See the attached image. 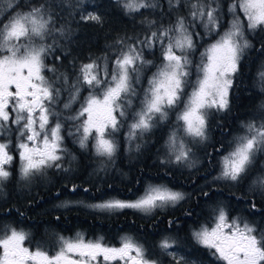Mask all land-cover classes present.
Here are the masks:
<instances>
[{"label":"snow or ice","instance_id":"6c2138e0","mask_svg":"<svg viewBox=\"0 0 264 264\" xmlns=\"http://www.w3.org/2000/svg\"><path fill=\"white\" fill-rule=\"evenodd\" d=\"M166 2L168 15L182 8L187 9L186 15L176 14L167 25L148 20L152 30L143 38H119V48L111 58L90 59L78 67L73 64L71 73L60 72L48 62L59 47L53 33L63 36L66 31L56 27V9L63 4L41 0L26 6V11H17L18 2L10 4L0 18V186L12 178L17 160L19 178L25 182L44 176L49 169L69 171L64 167L69 154L65 134L81 149L91 146L97 157L112 161L122 128L127 127L125 138L131 144L168 123L172 115L175 120L161 163L196 166L193 146L208 142L209 116L213 110L223 112L230 107L234 78L245 52L253 47L248 33L264 31V0H230L227 12L221 0ZM120 3L127 14L143 15L142 10L163 7L159 0ZM80 20L104 23L101 15L91 12L81 14ZM49 37H53L52 43ZM205 37L206 46L200 43ZM201 47L203 51H199ZM157 48L159 63L145 55L146 51L154 54ZM152 68L155 71L147 78V87L138 89L143 74ZM258 75L264 79V70ZM74 105L78 107L74 109ZM66 124L71 127L66 129ZM136 147L138 150L139 145ZM259 157H264V114L242 122L240 134L221 157L214 182L240 184ZM256 183L264 195V179ZM76 190L73 185L71 191ZM200 194L209 197L203 189ZM190 195L166 184H150L133 199L102 200L90 207L101 212L129 209L153 215L159 209L182 206ZM72 205L70 201L62 206ZM175 223L169 221L170 228ZM191 239L218 264H264V228L233 217L222 203H216L206 221L191 229ZM27 240L28 233L16 228L0 233V264H164L160 257L167 264H196L190 254L178 253L179 238L170 234L158 241L157 253L127 235L119 246L105 243L102 237L86 240L80 233L59 237L54 255L25 246Z\"/></svg>","mask_w":264,"mask_h":264},{"label":"flooded vegetation","instance_id":"af4514ba","mask_svg":"<svg viewBox=\"0 0 264 264\" xmlns=\"http://www.w3.org/2000/svg\"><path fill=\"white\" fill-rule=\"evenodd\" d=\"M66 143L65 138V146ZM164 159L165 154H161L146 164L140 156L136 160L139 169L135 171L129 169L126 155H115L112 161H107L94 152H73L64 159V167L69 171L49 169L44 176L30 182L19 178V162L14 161L12 178L0 186V233L8 228L22 230L28 233L25 246L39 247L49 255L56 253L59 237L72 238L77 233L83 234L86 240L102 237L105 243L114 246H119L122 237L132 236L152 253L158 252L156 245L161 237L170 234L179 238V254H190L196 264H218L207 249L191 239V229L206 221L216 203L225 205L233 217L264 228V217L249 203L241 202L239 194H235L237 188L231 186L233 196L230 197L226 194L230 187L225 182H214L213 178L219 174L215 162L208 168L204 163L190 168L162 164ZM150 184H166L191 195L182 206L159 209L153 215L129 209L101 212L90 207L102 200L133 199ZM73 185L77 186L75 192L71 191ZM201 189L209 197L201 195ZM70 201L71 207L62 206ZM248 210H254L253 216H249L252 213ZM258 218L263 219L258 221ZM169 221L176 223L170 228ZM160 259L167 264L166 258Z\"/></svg>","mask_w":264,"mask_h":264},{"label":"trees","instance_id":"16d2710c","mask_svg":"<svg viewBox=\"0 0 264 264\" xmlns=\"http://www.w3.org/2000/svg\"><path fill=\"white\" fill-rule=\"evenodd\" d=\"M16 2L20 5L17 11H26V6L39 3L41 0L13 1V3ZM51 2L57 5L63 4V7L56 9V27H67V29L62 37H58L60 39L59 42L58 38L55 39L58 45L60 42H62V45H59L53 55L49 56L48 62L58 65L63 71L69 73L73 71V64L78 67L81 63H86L90 59L103 58L105 56L111 58L119 48L116 44L119 38L137 36L143 38L152 30L147 24L148 20H156L157 23L163 22L167 25L169 20L174 19L176 15V13H173L171 16L167 14L168 4L166 0H159V3L163 5L162 8L154 11L142 10L143 15L139 13L127 14L120 0H51ZM229 2L230 0H221L225 12H227V4ZM72 5H75V7ZM89 12L101 15L104 23L97 25L93 22L81 21V14ZM5 13H0V18H4ZM186 13L182 10L179 14L186 15ZM197 30L202 31L201 29ZM250 38H252L253 47L244 55L240 63V70L234 78L233 88L230 91L229 109L222 113H216L217 116L214 115L208 121L209 144L205 150L206 161L203 162L207 168L215 164L214 162L219 158L220 151L227 149L234 137L240 134L242 122H247L254 117L264 114V79H261L258 75L260 71L264 70V31L257 30L256 34ZM48 42L51 43V39H48ZM200 43L206 46L208 38L205 37ZM199 51H203V47ZM145 55L147 59L159 63V48L154 50V54L146 51ZM55 56H60L61 59L55 60ZM153 71H155V68L149 69L143 74L142 82L138 86V89L147 87V78ZM47 75L51 76L52 74L47 73ZM82 95H87V93L84 92ZM65 98L66 95L63 99ZM73 107L77 108L78 105H74ZM174 120L175 117L172 115L168 123L160 124L151 133L146 134L143 141H132L129 145L125 138L127 127L122 128L120 133L121 141L119 142L120 145L116 155H126L128 157L129 154L132 156L128 157L129 169L136 171L139 169V166H136L138 163L136 160L140 156H143L146 164H148L152 158L156 159L161 154H165V140ZM67 128L68 124H66ZM65 138L67 139V149L80 154L93 152L91 147L81 149L73 140V137H68L65 134ZM147 144L149 146L145 148ZM137 145H139L138 150ZM221 145H223V149ZM135 156H137L136 159H132ZM146 168L148 169V167ZM200 168H203V166ZM262 172H264V157H259V163L252 169L249 176L241 184L233 187L237 188L235 194H239L242 203L255 204V208L253 209L264 217V195L259 194L260 191L257 186L256 189L254 188L251 191L246 190V186L250 187L254 178L261 176ZM231 186H226L230 187L226 189V194L230 197L233 196ZM254 210H248V212L252 213L249 216H253Z\"/></svg>","mask_w":264,"mask_h":264},{"label":"rangeland","instance_id":"374dc122","mask_svg":"<svg viewBox=\"0 0 264 264\" xmlns=\"http://www.w3.org/2000/svg\"><path fill=\"white\" fill-rule=\"evenodd\" d=\"M13 1H14V0H0V13H2V12H7V11L10 9V4L13 3ZM182 10H183L185 13H186V11H187V9L182 8V9L179 10V13H180ZM179 13H176V14H179ZM65 29H67V27H65ZM255 34H256V31H255V32H249V33H248V39L250 40L251 44H252V38H250V37L254 36ZM53 36L55 37V39H57L58 37H59V38L62 37L60 33H53ZM59 38H58V42H59V40H60ZM48 39H51V43H52L53 37H49ZM58 42H57V43H58ZM59 45H62V42H60ZM250 49H251V48H250ZM248 50H249V49H248ZM248 50L245 52V54H247V53L249 52ZM56 67L59 69L60 72H65V71H63V69H61V67H59L58 65H56ZM142 77H143V76H142ZM140 85H141V84H140ZM140 85H139V86H140ZM229 99H230V94H229ZM138 106H139V103H138V101H137V107H138ZM74 109H75V108H74ZM216 113H222V112H215V111L213 110V111H212V114L209 116L208 121H209L214 115L217 116ZM68 127H71V125L68 124ZM120 133H121V132H120ZM120 133H118L117 136H116V139H117L118 145H120L119 142L121 141V135H120ZM126 134H127V132H126ZM143 139H144V137H143L142 139H140V140L143 141ZM136 141H137V140H136ZM136 141H134V142H136ZM126 142L128 143V145L130 144L128 141H126ZM208 144H209V140H208V142H206V143H204V144L194 145V146H193V157H192V159L196 161V166H195V167H197V166H199L201 163L205 162V161H204V157H205V155H206L205 150H206V147H207ZM128 145H127V147L129 148ZM147 146H149V145H148V144L145 145V148H146ZM89 147H91V146H89ZM128 148H127V149H128ZM223 150H224L223 152H220V154H219V158L215 161V163L217 164V169H218L217 171H220V160H221V157H222L224 154H226V150H228V147H227V149H223ZM67 151H68V153H73V152H74V151H72L71 149H67ZM165 152H166V150H165ZM128 157H132V156H130V155L128 154ZM136 157H137V156L133 157L132 159H136ZM205 158H206V157H205ZM259 179H264V172H262L261 176H258V177H256V178H254V180H253L252 183H251L252 185H250V187H247V186H246V190H247V191H251V190L254 189V188L256 189V186H257L258 189H259V191H260V193H261L262 189H261L260 185H259L258 183H256V181H258ZM242 182H243V181H241L240 184H241ZM225 184L231 186L230 184H227V183H225ZM238 188H239V187H238ZM261 219H263V218H258V221L261 220Z\"/></svg>","mask_w":264,"mask_h":264}]
</instances>
